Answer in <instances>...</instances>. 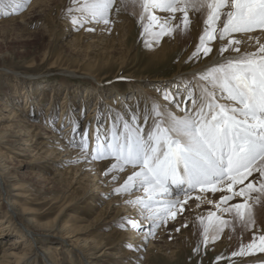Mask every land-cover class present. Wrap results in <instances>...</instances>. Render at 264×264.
Returning a JSON list of instances; mask_svg holds the SVG:
<instances>
[{
    "label": "rangeland",
    "instance_id": "1",
    "mask_svg": "<svg viewBox=\"0 0 264 264\" xmlns=\"http://www.w3.org/2000/svg\"><path fill=\"white\" fill-rule=\"evenodd\" d=\"M58 1L61 5L65 4L60 11L58 7L55 8L56 4L47 6L42 4V0H28L21 11L11 13L7 17L0 14V21L19 17L16 20L0 22V134L5 135L4 139L0 140V151L3 154L2 165L10 177L9 185L19 181L26 182L30 184L34 194L33 199L29 198L31 202H27V198H19L23 205L32 211V214L26 215L28 220L20 223L21 228L26 231L24 226L29 223V218L36 219L38 223L52 221L56 217V223L60 227L67 224L69 231L72 230L70 228L75 229L68 234L71 238L62 239L59 229L46 238L44 249L53 251L50 255L53 258L50 264H90L79 252L80 247L91 249L95 254L94 257L106 251L108 254L102 256L106 259V264H130L131 261L122 253L128 251L131 254L137 242L142 244L138 251L140 254L133 256L129 254V257L135 259L132 264L263 262L264 252L256 251L249 255L235 257L231 255L233 252H239L242 243L246 245L252 240L253 232L264 234L261 231L264 230L262 224H256L255 229H248L250 234L244 238L243 234H237V229H233L235 231L233 238L221 244H217L210 238L205 245L202 228L197 233L194 232L193 218L196 214L203 213L206 217L210 211H217L214 204L218 199L214 197L218 192L207 193L206 199H212V203H207L208 200L205 199L199 203V207L193 197L185 206L186 214H182L183 216L178 214L175 220L169 219L166 225H160L155 230V234L149 235L146 240L144 236L148 231V223L144 222L142 217H137L144 225L142 230L121 228L115 224V221L123 218H116L110 223L120 230L119 233H126L127 236L115 241V237L110 236L113 228L108 226L106 221L113 217L117 209L123 211L125 215H131L128 217H135L137 214L130 208H124L121 200L114 202L121 195L127 194L114 192L117 180L114 184H110L103 175L93 172L94 168L81 167L77 175L74 170H69L68 178L71 182L69 181L67 185L61 181L67 174L63 176L59 172L60 168L65 169L68 165L75 166L80 160H67L63 157L64 155H61L60 159H63L64 164H59V159L51 167L47 165L51 156L50 154L46 156L43 152L49 148L53 149V140L57 139L54 137L56 134L66 137L68 145L69 142L72 144L70 138L75 137L74 140L78 141L71 146L81 152L79 138L87 135L89 151H91L96 143L97 128L100 129V139L103 141L106 130L112 124V117L117 112L130 115L131 111L135 110L141 115V126L146 127L143 124L142 115L145 107H150L154 99L163 104L162 93L158 90L167 88L175 91L176 85L183 81L184 75L199 72L195 68L214 52V48L211 47L212 52L208 56L201 53L198 57H192L200 35L193 37L189 30L179 38V41L173 39V43L176 42L174 48L167 35L159 41L142 35L140 15L131 12L130 9L133 7L131 4L119 13L113 9L110 15L112 22L109 25L102 26L101 23L90 22L80 26L72 23L71 16L66 12L70 6V0ZM124 12L125 15L121 16ZM160 13L162 12L157 11L156 14L162 16ZM190 13L191 10H189ZM22 15H24L23 18L20 17ZM73 15L79 14L73 13ZM115 27L123 37L120 36L119 39L114 40L111 35ZM166 39L169 41V47H163ZM146 40L149 41L148 46H146ZM217 42L219 40L212 41L210 46ZM97 80L103 84H98L96 87L94 83ZM146 89H149L148 92ZM180 90L183 92V87ZM65 99L68 104L64 103ZM180 99L181 97L177 96V101ZM185 106L190 107V102L176 109L174 105H170L177 113H180ZM18 107L21 110H17ZM131 107L132 110H130ZM24 108L27 111H24ZM94 109L97 111L93 113ZM12 110L23 113L25 116L29 115L30 121L39 120V117L43 118L39 121L41 138L27 142L29 133L25 131L31 129L29 125L32 122L19 123L18 118L13 117ZM63 110L68 112L66 120L64 125L57 126ZM91 113L94 114L93 116L98 113V116L94 119L89 116ZM67 127L72 129L64 133ZM51 136L53 137L48 139ZM20 137H24L25 142L21 143ZM42 139L49 140L50 144L40 145L39 142ZM64 152L66 151L64 150L62 154ZM110 159L92 160L89 156L88 161L94 164ZM15 179L17 180L14 181ZM3 186V179L0 176L1 193L3 192L0 196V206L9 210V204L15 200L16 194L8 195ZM77 188L87 189L89 192L83 195ZM59 195H65L66 198L57 199ZM73 198L76 199L71 206L66 207L64 202ZM239 200L240 198H236L233 202H239ZM6 213V210L2 211L0 217L5 216ZM217 214L222 215L224 219L230 216L228 213ZM14 217L21 222L17 215L14 214ZM184 224H187V227H182ZM2 225H10V223L6 221ZM13 227L10 225L7 229L8 233L0 239V258L6 250L22 253V248H17L18 245L13 244L14 238L20 237L21 232H15ZM238 227L245 229L242 224H238ZM177 228L180 230L176 231ZM140 232H142L141 238L137 236ZM26 234L29 236L26 243L31 246L30 236L32 235L28 231ZM103 234L106 235L104 244L109 243V245L97 246L96 243ZM72 241H75L77 247L73 246ZM61 242L64 243L62 249L57 252L51 249L52 244ZM198 244L199 251L196 252L194 249ZM253 256L261 258L247 259ZM218 257H220L219 260Z\"/></svg>",
    "mask_w": 264,
    "mask_h": 264
},
{
    "label": "snow or ice",
    "instance_id": "2",
    "mask_svg": "<svg viewBox=\"0 0 264 264\" xmlns=\"http://www.w3.org/2000/svg\"><path fill=\"white\" fill-rule=\"evenodd\" d=\"M27 3L0 0V14L7 17ZM129 4L140 7L142 35L154 41L177 30L188 31L189 10L206 12L192 57L208 56L211 42L219 40L218 53L223 59L194 73L187 84L181 81L175 91L158 90L165 103L154 99L145 107L146 127L141 126V115L135 110L130 115L117 112L103 141L97 128L91 151L87 135L82 136L79 147L84 159L114 161L104 173L115 172L113 181L131 168L115 193L143 191L142 196L124 201L137 206L138 212L135 217L123 218L119 226L142 230L144 225L137 218L142 217L148 223L146 240L160 225L182 214L193 197L199 207L207 193L220 192L217 211L197 217L203 243L218 239L230 224L217 213L231 214L246 229H255L253 205L264 198V42L249 34L259 31L264 35V0H70L66 12L72 23L80 26L90 22L109 25L112 10L119 13ZM157 11L167 15H157ZM176 19L180 23H174ZM237 35L247 36V40L237 39ZM145 43L149 45L148 40ZM242 44L248 47L242 50ZM251 47L255 50H249ZM189 102L190 107H183L180 113L170 107L181 108ZM236 198L239 202L229 203ZM194 251H199V244ZM256 251L264 252V234L253 232L252 240L231 255Z\"/></svg>",
    "mask_w": 264,
    "mask_h": 264
},
{
    "label": "bare ground",
    "instance_id": "3",
    "mask_svg": "<svg viewBox=\"0 0 264 264\" xmlns=\"http://www.w3.org/2000/svg\"><path fill=\"white\" fill-rule=\"evenodd\" d=\"M42 4H47L52 6L54 4H56L55 8L58 7L59 11L62 10L63 7H65V4H59V1L58 0H42ZM119 2V0H118ZM129 7V6H128ZM51 8V7H50ZM131 12H133L134 14L136 15H140L141 13V9L139 6H136V7H131ZM124 11V10H123ZM77 14V13H76ZM125 15V12L122 13L121 16H124ZM162 16H166V14H162L160 13ZM180 13H177V17L179 18L180 17ZM20 17H24V15L20 16ZM189 17H190V20H191V25H190V28H189V31H191V35H193V37H196L197 35H201L202 32H203V27H204V24H203V21L204 19L206 18V12H200V13H197L195 11H192L191 10V13L189 14ZM19 17H12L10 19H3L2 21L0 22H6L7 20H16L18 19ZM128 18V17H127ZM24 20V19H23ZM176 23H180L179 19L176 20ZM102 26L104 25L103 23H101ZM75 26V25H74ZM110 27V26H109ZM116 27H118V25H116ZM113 28V31H112V35L111 37L115 40V39H119V37H123L122 35H120L119 33V30L117 28ZM86 28V27H85ZM128 28V27H127ZM87 30V29H86ZM85 30V31H86ZM112 30V29H111ZM121 30V29H120ZM121 32V31H120ZM119 33V34H118ZM122 33V32H121ZM187 32L183 31V30H177L176 32H174L172 35H167V38L169 37L170 41H171V45L173 46V48L176 46V42L173 43V39H176L177 41H179V38L182 37L183 34H185ZM249 35H252V36H260L261 38V42H264V35H262L259 31L255 32V33H251ZM237 39H242V40H247V36H241V35H237L236 37ZM220 41L217 42L216 44L212 45L211 47L214 48V52L212 53V55L206 60L204 61L203 63L199 64L195 69L196 70H199V72L203 69H205L207 66H211L213 64L214 61H219L221 59H223V57H221L218 53V49L220 47ZM254 44V42H252ZM169 41H167L166 39V42L163 44V47H169ZM245 47H248V44H242L241 45V48L242 50L245 48ZM249 50H255L254 47H251L249 48ZM228 53H224V56H227ZM199 72H196V73H199ZM194 73L192 74H189L188 76H185L182 78L183 79V83H186L192 76H193ZM100 80V79H99ZM97 80L94 85L97 87V85L99 84H103L101 81ZM119 85V84H118ZM104 87V86H103ZM119 87V86H118ZM121 87V86H120ZM134 87V86H133ZM106 88V87H105ZM118 89V88H117ZM89 90V89H88ZM109 90V89H108ZM121 90V89H120ZM147 90V89H146ZM149 90V89H148ZM148 90L146 92H148ZM42 91V90H41ZM153 92V91H152ZM119 93H121V91H119ZM100 94V93H99ZM150 94V93H149ZM70 95V94H69ZM92 96V95H91ZM95 96V94H94ZM147 96H150V95H147ZM45 97V95H44ZM67 97V96H66ZM146 97V96H145ZM46 98V97H45ZM88 98V97H87ZM67 99V98H66ZM66 99H65V102L64 103H67L68 104V101L66 102ZM54 101V100H53ZM101 101V100H100ZM35 102V101H34ZM33 103V102H32ZM112 103V102H110ZM117 103V102H116ZM165 102L163 101V104ZM52 104V103H51ZM66 104V105H67ZM83 104V103H82ZM149 104V103H148ZM99 106V105H98ZM172 106V105H171ZM69 107V106H68ZM64 108V107H63ZM96 108V107H95ZM101 108V107H100ZM98 109V108H97ZM97 109H94V111H92L93 113L97 111ZM133 108L131 107L130 110H132ZM176 109V108H175ZM174 109V110H175ZM17 110H21V108H17ZM24 111L26 110V108L23 109ZM27 111V110H26ZM64 112L61 114L60 116V122H58V125H64V122L66 120V117H67V111L63 110ZM13 112V117H17L18 118V122L19 123H27V122H32V124L29 125V128L31 129H28L27 133V136L29 137V139H27L26 141H33L35 138L39 139L41 138V134H42V131L40 129V120H43V118L39 117V120H29L28 117H30L29 115L28 116H25L23 113H18L16 112L15 110H12ZM182 112V111H181ZM18 113V114H17ZM91 113L89 116L92 117V118H96L98 116V113L96 114L95 113V116H93L94 114ZM55 115V114H54ZM91 118V119H92ZM100 118V117H98ZM36 127V128H35ZM28 128V127H27ZM75 128V127H74ZM72 127H67L65 128V131L64 133H67L69 130H71ZM94 130V129H93ZM96 131V130H95ZM63 132V131H62ZM79 132V131H78ZM72 133V132H71ZM70 133V134H71ZM95 134V133H94ZM63 135V134H62ZM64 136V135H63ZM5 135L4 134H0V140L4 139ZM27 137V138H28ZM46 137V136H45ZM53 136L51 137H48V139L52 138ZM55 138V141L53 140V143H54V147L53 149H47V151L43 152L45 153V155L47 156V154H50L49 156H51L50 160L48 161V164L50 167L52 165H54L55 162L59 161L61 157V155H64L63 157L67 160H71V159H75V160H80V162L75 165V166H71V165H68L65 169L64 167L63 168H60L61 170H59V172H61V174L63 176H66L61 180L62 182H64L65 184H69L71 181L69 180V170L72 169L76 172V175L78 174L79 170L81 169V167L83 168H94L95 170L93 172L95 173H99L100 175H103L104 179L107 181L108 180V183H113L114 184V181L112 180V176L113 175H116L115 172H112V173H109L107 176L104 174L106 169L110 166V163L114 162L113 160H106V161H101L99 163H94V164H91L88 159H84L83 156H82V152L78 151L77 148H74L72 147L71 145L72 144H76L77 141L74 140L75 137H71L70 140L72 141V144H70L69 142V145L68 143H66V137L63 138L60 135L56 134L54 135ZM44 138V137H43ZM68 138V137H67ZM21 140V143L25 142L24 137H20ZM81 139V138H79ZM49 140H46L45 139L41 140L39 142L40 145H43V146H46L47 144H50L48 143ZM68 145V146H67ZM74 146V145H73ZM65 147V148H63ZM78 147V145L76 146ZM1 148V146H0ZM42 148V147H41ZM61 149V150H59ZM66 151L62 154L63 151ZM25 154V153H24ZM68 155V156H67ZM52 156H54L52 158ZM2 161H3V154L1 153L0 151V176L2 177L3 179V183H4V190L7 192V194H12V193H15L16 196H15V200H13L10 204H9V210L8 209H5L6 207L4 206H0V214L2 211H7L6 215L5 216H2L0 217V239H3L4 238V235L7 234L9 230L8 227H12V225L14 226V230L15 232H18L20 233V237L18 238H14V242L13 244H16L18 245L17 248H22V253H17L16 251H9V250H6L4 251L3 255L1 256L0 258V264H50V261L53 260L52 255L53 254V251L50 250V249H44V243L47 241V237L50 235V233L54 232V231H58L59 229V232H61V238L62 239H67V238H71L70 235H68L69 233L74 232L75 229L73 228H70L72 230L69 231L68 229V225L64 224L62 225V227L59 226L58 223H56V217L55 219H52V221H45V222H41L39 221L38 223H36V219H32V218H29V223L25 224L24 228L26 229L23 230L20 226V223H23L25 222V220L27 221L28 219L26 218V215H30L32 214V211L31 209L27 208L26 205H23L22 201L19 200V198H23V199H26L27 202H31L29 198L33 199L32 195L33 192H32V189H30V184L26 183V182H14L12 183L11 185H9V182H8V175L6 174V170L4 168V166L2 165ZM63 159L59 161V164L60 163H63L62 162ZM64 164V163H63ZM71 164V163H69ZM88 164H91L88 166ZM46 165V166H47ZM58 172V173H59ZM60 174V176H62ZM131 174V168L130 169H127V171L125 173H123L122 175L119 173V179L117 180V182L115 184H117L115 187H118L119 185H121L124 181V179L126 178L127 175ZM255 176V175H254ZM94 178H97L96 176H94ZM251 179V178H250ZM17 179H15L14 181H16ZM72 180V179H71ZM70 181V182H69ZM69 182V183H68ZM63 183V184H64ZM83 195L88 193L89 190L87 189H79L77 188ZM2 189L0 187V196L3 195V192L1 193ZM134 193V194H132ZM130 196H128V195ZM127 194H123L119 197V199L117 198L116 201L114 202H118L119 200H121V203L124 204V208H130L132 209V211L134 210L136 213L138 212V207L135 206V205H129V204H126L124 201L127 200V199H134L136 196H142L143 195V191L142 190H139V191H132L131 194L127 193ZM217 196L214 197V199H218L216 202L219 201L220 199V196H221V193L218 192V194H216ZM3 198V197H2ZM66 198L65 195H59L57 197V199H64ZM74 199L76 198H73L71 199L70 201H67V202H64V204H66V207H69L71 206L72 202L74 201ZM181 199H183L181 197ZM206 199V198H205ZM206 200H211L212 199H206ZM66 201V199H65ZM120 202V201H119ZM215 202V204H216ZM229 203H234L233 201H230ZM236 203V202H235ZM111 204V203H110ZM214 204V206H215ZM123 206V205H122ZM131 211V210H130ZM131 211V212H132ZM14 214L17 215V217H19V219L21 220V222L18 220V218L14 217ZM129 214V213H128ZM182 214H186V211L183 212ZM179 215V216H183V215ZM208 214V213H207ZM204 216L203 213L201 214H196L193 218L194 222H195V230L194 232L196 231V233L198 231H200V228H202L200 226V223H199V220L197 219L198 216ZM230 216L225 218L227 220L230 221V224L228 227H225L223 232L220 233V236L218 239L216 240H213V241H216L217 244H221L223 243V241L225 242H229L230 238L232 237V235L235 233V231L233 229H237V234H243V238L246 237L247 235H249L250 233L248 232V229H244V228H240L238 227V224H241L238 220H233V217L231 216V214H229ZM253 215H254V219L256 221V224H262L264 225V198L261 199V201L258 203V204H255L253 205ZM128 216H131V215H125V213L121 210H116V213L113 215V217L106 221V223H108V226H110L112 229V231L110 232V236H114L115 237V241L117 239H120L124 236H127L126 233H119L118 231L120 230H117L116 229V226L113 225V223H110L112 221H114L116 218H125V217H128ZM136 216V215H135ZM207 216V215H206ZM121 220L122 219H118L115 221V224L117 225H120L121 223ZM8 222L10 223V225H5L3 226L2 224L5 223V222ZM147 223V221H144ZM33 224H36V225H33ZM234 227H230V226H233ZM20 226V227H19ZM20 230H19V229ZM128 229V227H127ZM131 229V228H129ZM243 229V230H242ZM13 230V232H14ZM22 230V231H21ZM245 230V231H244ZM11 231V230H10ZM20 231V232H19ZM29 232L31 233L32 236H30L31 238V246L29 244L26 243L27 240H29V236L26 234V232ZM227 231V233H226ZM128 232V231H127ZM134 234V233H133ZM141 235H142V232H140V234H138L137 236H140L139 238H141ZM212 233L210 232V237H211ZM106 235L103 234V236L100 235V239L97 241V246H105L106 245L108 246L109 243H106V245L104 244V240H105V237ZM136 236V237H137ZM235 236V235H234ZM250 237V236H249ZM138 238V239H139ZM233 238V237H232ZM78 239V238H77ZM76 239V240H77ZM188 239V237H187ZM222 239V240H221ZM228 239V240H227ZM242 239V237H241ZM70 240V239H68ZM220 240V241H219ZM110 241V240H108ZM73 242V246L74 247H77L76 244H75V241H72ZM211 242V241H210ZM235 243V241H233ZM36 244V245H35ZM64 243H58V244H52L51 245V249L55 250L56 252L59 251L60 249H62V246H63ZM35 245V246H34ZM142 245V244H141ZM141 245L140 243H135V246L133 247V251H132V255L130 254V252H123L122 254L124 256H127V259L131 261L130 264H132V262L135 260L134 257H129V254L131 256H133L134 254L135 255H139L140 252L138 253V251L141 249ZM11 248V247H10ZM108 248H115V247H108ZM79 252L81 253V255H83L84 258H86L88 260V262L90 264H106V259L102 256L108 254L106 251L101 253L98 257H94L95 254L94 252L89 249V248H84V247H80L79 248ZM69 253V252H68ZM70 254V253H69ZM118 255V254H117ZM122 257V255H120ZM262 256V255H261ZM254 257L256 258H261L259 256H253V257H249L247 258L248 260H254ZM264 257V255H263ZM93 258V260H91ZM123 258V257H122ZM126 258V257H124ZM247 260V261H248ZM82 263L84 261H81ZM54 264V263H53ZM86 264V263H85ZM114 264V263H113ZM251 264V263H250ZM252 264H264V261L263 262H253Z\"/></svg>",
    "mask_w": 264,
    "mask_h": 264
}]
</instances>
